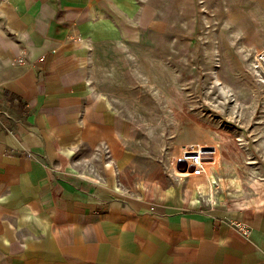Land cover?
<instances>
[{
    "label": "crops",
    "instance_id": "1",
    "mask_svg": "<svg viewBox=\"0 0 264 264\" xmlns=\"http://www.w3.org/2000/svg\"><path fill=\"white\" fill-rule=\"evenodd\" d=\"M134 1L0 0V264H264V185L236 200L207 171L147 181L92 84L99 28Z\"/></svg>",
    "mask_w": 264,
    "mask_h": 264
},
{
    "label": "rangeland",
    "instance_id": "2",
    "mask_svg": "<svg viewBox=\"0 0 264 264\" xmlns=\"http://www.w3.org/2000/svg\"><path fill=\"white\" fill-rule=\"evenodd\" d=\"M134 2L106 15L91 79L129 123L135 164L182 182L183 147L201 146L214 196L251 198L264 185V0Z\"/></svg>",
    "mask_w": 264,
    "mask_h": 264
},
{
    "label": "built area",
    "instance_id": "3",
    "mask_svg": "<svg viewBox=\"0 0 264 264\" xmlns=\"http://www.w3.org/2000/svg\"><path fill=\"white\" fill-rule=\"evenodd\" d=\"M40 61H43V59H40ZM255 61L257 64H259L264 69V48L261 49L257 55ZM14 64H25V59L21 58L14 62ZM1 98V96H0ZM4 100L7 104L12 103V96L6 95L3 96L1 101ZM12 118L11 113H9L8 110L3 109L1 107L0 102V125L3 129L8 130V124L10 123ZM206 149L201 146H195V145H187L183 147L182 156L180 159V162H182V165L186 167V171H190L191 174L195 176H201L205 172V151ZM28 157H31V155H28ZM204 211H202L203 213ZM241 232L243 235H249L250 230L248 227L242 225L241 226Z\"/></svg>",
    "mask_w": 264,
    "mask_h": 264
},
{
    "label": "water",
    "instance_id": "4",
    "mask_svg": "<svg viewBox=\"0 0 264 264\" xmlns=\"http://www.w3.org/2000/svg\"><path fill=\"white\" fill-rule=\"evenodd\" d=\"M181 166H182V162H179L178 163V168L181 169Z\"/></svg>",
    "mask_w": 264,
    "mask_h": 264
}]
</instances>
